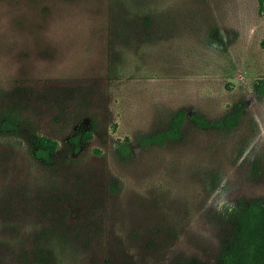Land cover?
<instances>
[{"label":"rangeland","instance_id":"rangeland-1","mask_svg":"<svg viewBox=\"0 0 264 264\" xmlns=\"http://www.w3.org/2000/svg\"><path fill=\"white\" fill-rule=\"evenodd\" d=\"M263 40L259 0H0V264H223L232 208L264 203Z\"/></svg>","mask_w":264,"mask_h":264},{"label":"trees","instance_id":"trees-1","mask_svg":"<svg viewBox=\"0 0 264 264\" xmlns=\"http://www.w3.org/2000/svg\"><path fill=\"white\" fill-rule=\"evenodd\" d=\"M260 1V9L264 10V0ZM264 49V40L261 42ZM257 94L264 96V80H259L256 85ZM244 109L237 108L234 112L227 114L219 121H211L202 115H188L185 110L179 111L173 118L170 126L157 134L146 137L141 144L146 145H164L168 141H175L182 137L184 125L188 118L201 128H234L240 122ZM18 125L14 119L0 121V133L17 131ZM93 133L91 131L82 132L71 138L76 148L81 147V143L91 140ZM36 148L34 155L38 160L51 162L56 155L59 142L48 136L36 137ZM123 155L131 153L130 147L123 144L119 147ZM232 215L237 227V233L234 241L222 253L223 264H264V203L255 201L249 204L239 202L232 208ZM19 238V237H17ZM15 239V242L17 241ZM45 245H39L33 249L31 254L35 262H24L23 264H51L50 260L54 257L52 248L45 249ZM58 263V262H56ZM65 264V262H60Z\"/></svg>","mask_w":264,"mask_h":264}]
</instances>
